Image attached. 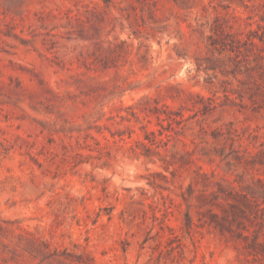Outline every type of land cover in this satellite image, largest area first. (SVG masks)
<instances>
[{
	"label": "rangeland",
	"instance_id": "1",
	"mask_svg": "<svg viewBox=\"0 0 264 264\" xmlns=\"http://www.w3.org/2000/svg\"><path fill=\"white\" fill-rule=\"evenodd\" d=\"M263 3L0 0V264H264L200 226L195 184L264 178V60L209 46L261 45ZM144 96L185 119L151 148L189 165L139 154L161 130L130 115Z\"/></svg>",
	"mask_w": 264,
	"mask_h": 264
},
{
	"label": "trees",
	"instance_id": "2",
	"mask_svg": "<svg viewBox=\"0 0 264 264\" xmlns=\"http://www.w3.org/2000/svg\"><path fill=\"white\" fill-rule=\"evenodd\" d=\"M260 21L264 24V3L261 5ZM262 28V35L257 36L261 45H257L253 40L249 39L243 41L238 39L237 36L222 30L220 33H216L215 38H209V46L214 49L220 48V52H230L234 54H246L252 53L255 55L254 61L264 60V25ZM257 52L254 53L253 50ZM105 67V66H104ZM143 102H149L147 97H141L139 101L131 108L130 115L138 120V112L144 114L145 117L155 118L157 125L161 127V130L145 132L144 137L149 144H143L145 152L139 153L140 155L149 158L151 154H155L159 157L164 165L165 169H168L175 164L179 168L189 165L191 160L188 158V153H185L178 158L174 155L171 160H167L160 156L158 151H154L151 146L159 147L160 144L167 146L170 141L171 134L176 133L175 126L178 127L185 120L181 112L172 110L169 106L163 104L158 105L156 100H153V105L143 104ZM136 109L137 111H134ZM175 125V126H174ZM152 136L151 138L149 136ZM165 138V139H164ZM95 140V139H94ZM97 150L107 149L106 146H101L96 140ZM131 152L136 154L134 146L130 147ZM234 152V151H232ZM236 152V151H235ZM259 163H264V153L259 155ZM236 162L238 156L232 158ZM253 164V165H252ZM228 170L234 168L236 165L227 161ZM251 167H254V162L251 163ZM201 170V168H198ZM173 174L174 171H171ZM196 176L200 178L195 179V184L200 185L197 199V216L200 221V226H207L217 232L220 236L238 244L242 251L251 256L253 259L264 261V178L255 177L250 175L248 180L244 179L242 174H238L234 182L238 186H235L233 182L226 180L215 181L214 174L211 172L209 176L204 171L197 172ZM238 187V188H237ZM189 198L193 193L192 185H189ZM207 194H213L212 199H207ZM222 195L232 199L233 203L223 204L216 201V196ZM185 201H188L183 196ZM204 208V210H202ZM185 216V227L190 229L193 225V218L190 214V206H188ZM82 253L80 256H84ZM68 255H64V260H69L72 263L83 264L79 258L72 260Z\"/></svg>",
	"mask_w": 264,
	"mask_h": 264
}]
</instances>
